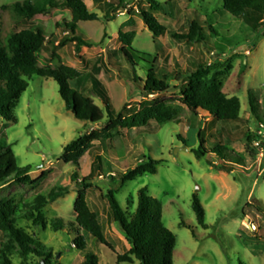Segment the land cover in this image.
Masks as SVG:
<instances>
[{
  "label": "rangeland",
  "instance_id": "rangeland-1",
  "mask_svg": "<svg viewBox=\"0 0 264 264\" xmlns=\"http://www.w3.org/2000/svg\"><path fill=\"white\" fill-rule=\"evenodd\" d=\"M20 1L24 0H0V6ZM153 1L160 5L158 12L148 10L145 0H126L132 15L124 11L106 18L105 5L84 0L99 20L78 23L80 37L95 43L91 49L82 48L79 55L75 54L72 44L58 46L65 36L62 22L70 19L68 10H53L31 23L41 26L47 36L39 56L40 66L50 63L52 52L59 54L63 64L82 73L81 79L70 82V87L89 97L102 110L104 118V108L92 94L88 77L100 57H104V66L98 65L101 71L96 79L106 89L117 113L130 117L141 111L139 105L143 103H163L181 110L178 121L161 127L148 121L141 128L120 130L118 136L100 146L94 143L80 158L78 167L80 180L91 181L87 204L98 215L104 237L118 255L127 252L129 245L119 226L108 221L106 193L116 190L120 208L132 212L139 191L146 188L147 195L161 203L162 222L176 237L173 264H264V27L252 31L241 19L225 13L221 0ZM111 2L116 7V0ZM139 3L164 28L163 35L156 37L145 27L138 14ZM101 7L103 12L99 10ZM192 21L213 26L217 35L212 36L210 43L214 49L203 44L179 43L171 38V33H186ZM119 32L135 34L132 49L137 55L134 58L142 57L147 62L157 58L164 74L179 75L167 91L145 96L139 90V83L132 79L135 75L144 77L143 64L135 68V73L124 61L120 72L111 69L105 53L107 49L121 46ZM199 66L208 71L206 79L218 81L227 98L239 99L240 121L223 126L203 114L192 115L182 104L183 77ZM26 81L28 88L13 110L15 122L9 123L0 117V135H5L18 168L30 167L31 180L43 178L36 185H7L0 190V198L20 201L17 226L52 253V264H81L87 253L95 254L99 264H116L115 253L90 235L83 233L87 247L79 251L73 247L74 237L68 229L55 232L51 228L55 218L62 219L65 225L75 219L76 189L71 183L74 167L62 162L63 149L100 126L79 121L66 111L59 87L52 79L33 76ZM248 96L254 99V113ZM201 140L208 150L219 140L230 157L238 158L240 163L228 174L217 169L220 161L214 154L197 159L192 150L199 148ZM97 154L102 158L99 173L91 172ZM149 159L157 162L154 175H142L121 188L118 180L112 181V177ZM60 188L67 189L68 193L48 201L42 209L46 226L23 216L25 207L38 196L47 199ZM194 196L205 210L206 229L197 225L192 210ZM128 203H132L130 209ZM182 221L192 229L181 227ZM6 241L0 233V249ZM13 257V264H18V255L15 253ZM36 262L28 260L25 264ZM133 264L139 262L134 260Z\"/></svg>",
  "mask_w": 264,
  "mask_h": 264
},
{
  "label": "trees",
  "instance_id": "trees-1",
  "mask_svg": "<svg viewBox=\"0 0 264 264\" xmlns=\"http://www.w3.org/2000/svg\"><path fill=\"white\" fill-rule=\"evenodd\" d=\"M94 4H103L106 7L104 16L110 18L119 12L127 11L132 15V10L127 9L126 0H116V7L112 0H92ZM148 10L158 12L159 4L153 0H145ZM222 10L231 16L241 19L249 29L254 32L264 27V0H221ZM65 9L70 13V19L62 22L65 36L58 44L64 47L67 44L74 46L76 55L80 54L82 48L91 49L95 43L80 37L77 28L80 22H95L99 16L92 13L87 8L84 0H24L0 6V117L9 123H14L13 110L20 97L28 88L26 79L33 76L52 79L59 87V94L65 103L66 111L82 122L92 126H100L92 129L89 133L79 136L71 141L63 149L61 160L65 164H71L74 172L71 175V183L75 185L76 199L74 202L75 219L71 224L65 225L62 219H53L51 228L55 231L68 229L74 237L73 247L79 251H84L87 241L83 233L90 235L101 246L115 253L104 237V230L99 221L98 215L92 212L87 204V191L91 189V181L87 178L80 180L79 160L89 152L94 143L102 145L118 136L120 130L141 128L146 126L148 121H154L159 127L178 121L181 110L176 107L166 106L163 103H143L139 105L141 110L137 114L125 117L117 113L112 105L111 99L106 89L96 79L101 71L99 66H104L100 57L98 65L92 68L89 81L92 87V94L101 102L102 110L94 102L86 97L83 92L78 93L70 87V82L81 79L82 73L76 69L63 64L61 57L56 52H52L50 63L40 66L39 56L45 47L47 36L44 29L38 25H32L34 18L38 16H48L53 10ZM101 7L99 10L103 12ZM138 14L145 27L154 35L160 36L165 32L164 28L156 21L147 9L139 3ZM216 36L213 26L209 23L200 24L192 21L188 31L177 35L171 33L174 41L185 44H203L213 48L211 44L212 36ZM135 34H118L120 47L118 49H107L105 58L112 70L121 71L122 62L129 64L133 73L140 64L144 71V77H133L134 83H139V90L145 95H160L167 91L172 80H177L179 76L164 74L155 58L147 62L142 57L134 58L137 52L132 49ZM208 71L199 68L183 77L185 85L182 87V104L194 116L203 114L212 121L221 125H230L240 121V102L236 97L227 98L221 92V86L215 78L206 79ZM249 98V106L254 113V99ZM258 119V117L256 116ZM105 119V120H104ZM4 134L0 135V190L13 183L20 185H36L42 180V176L36 180L29 177L30 167L20 169L17 167L15 155L8 147ZM250 141V137L248 138ZM205 141L201 140L198 149L192 150L197 159L204 158L209 153L219 158V171L231 173L233 166L238 165L240 160L230 157V154L222 146L221 142L215 141L211 149L204 147ZM98 148V147H96ZM157 162L154 160H143L135 168L123 174L112 177V181L118 180V187H123L126 183L136 178L156 173ZM102 170V158L95 155L91 172ZM67 189L53 191L47 199L38 196L30 205L25 207L23 216L31 219L34 223L46 226L42 209L58 198L66 195ZM117 191L110 190L106 193L108 202V221L110 224L119 226L129 245V250L124 254L115 253L116 264H133L137 260L139 264H173V253L176 246V237L170 232L162 222L161 203L147 195V189L139 191L138 201L132 212L122 210L116 200ZM20 201L15 199L0 198V233L7 241L0 249V264H13L14 254L18 255V264H25L28 260H37L36 264H52L53 255L37 244L33 237L17 226L19 217ZM129 209L132 203H128ZM192 210L196 217L197 225L206 229L205 210L200 201L194 196ZM260 211V210H258ZM263 212V211H262ZM264 217V213H263ZM181 227L192 229L183 221ZM193 236L194 231L192 230ZM81 264H99L98 257L93 253L85 254Z\"/></svg>",
  "mask_w": 264,
  "mask_h": 264
},
{
  "label": "water",
  "instance_id": "water-1",
  "mask_svg": "<svg viewBox=\"0 0 264 264\" xmlns=\"http://www.w3.org/2000/svg\"><path fill=\"white\" fill-rule=\"evenodd\" d=\"M245 220H247V219H245Z\"/></svg>",
  "mask_w": 264,
  "mask_h": 264
}]
</instances>
